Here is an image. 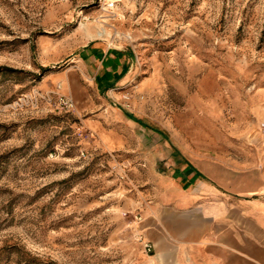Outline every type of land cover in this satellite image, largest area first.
I'll use <instances>...</instances> for the list:
<instances>
[{
	"label": "rangeland",
	"instance_id": "1",
	"mask_svg": "<svg viewBox=\"0 0 264 264\" xmlns=\"http://www.w3.org/2000/svg\"><path fill=\"white\" fill-rule=\"evenodd\" d=\"M188 156L264 163V0H0V264H164L141 210Z\"/></svg>",
	"mask_w": 264,
	"mask_h": 264
},
{
	"label": "crops",
	"instance_id": "2",
	"mask_svg": "<svg viewBox=\"0 0 264 264\" xmlns=\"http://www.w3.org/2000/svg\"><path fill=\"white\" fill-rule=\"evenodd\" d=\"M131 59L123 49H104L80 72L101 91L121 79ZM76 85L67 80L80 98L88 88ZM170 161L171 172H153L154 197L141 210L140 233L154 245L155 257L165 256L164 264H183L184 256L192 264H264V163Z\"/></svg>",
	"mask_w": 264,
	"mask_h": 264
},
{
	"label": "built area",
	"instance_id": "3",
	"mask_svg": "<svg viewBox=\"0 0 264 264\" xmlns=\"http://www.w3.org/2000/svg\"><path fill=\"white\" fill-rule=\"evenodd\" d=\"M62 104H63L62 106L65 108H72L73 107L71 100H68V99H66V101H62Z\"/></svg>",
	"mask_w": 264,
	"mask_h": 264
}]
</instances>
